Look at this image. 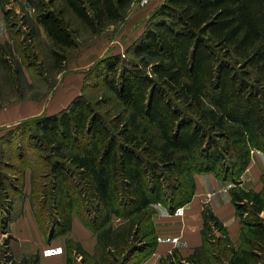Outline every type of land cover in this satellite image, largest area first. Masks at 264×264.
<instances>
[{
	"label": "trees",
	"instance_id": "16d2710c",
	"mask_svg": "<svg viewBox=\"0 0 264 264\" xmlns=\"http://www.w3.org/2000/svg\"><path fill=\"white\" fill-rule=\"evenodd\" d=\"M133 1L27 0L34 23L22 22L20 58L0 44V65L20 86L22 66L39 59L40 26L51 68L65 72L76 25L99 35ZM39 69L31 76L44 80ZM92 89L100 95L89 98ZM253 151L264 153V0H163L123 52L110 49L83 72L66 106L0 134V230L25 200L29 171L27 199L47 239L66 235L73 214L95 236L91 252L66 237V264H141L157 246L154 207L175 213L191 201L195 176L211 173L230 183L238 243L204 207L200 245L187 256L172 249L159 264H264V170L257 191L241 180Z\"/></svg>",
	"mask_w": 264,
	"mask_h": 264
},
{
	"label": "crops",
	"instance_id": "0c3cea01",
	"mask_svg": "<svg viewBox=\"0 0 264 264\" xmlns=\"http://www.w3.org/2000/svg\"><path fill=\"white\" fill-rule=\"evenodd\" d=\"M163 0H152L142 6L138 11L130 8L125 20L120 24L113 36L98 35L90 38L84 46L76 48L70 53L66 69L71 71L61 81L58 73L57 85L48 97L41 96L38 99L18 98L0 105V127L14 124L20 120L37 116L42 113L51 114L57 112L79 93L83 72L107 50L121 53L140 34L141 30L135 29L145 14H148L155 6ZM7 4L0 0V44L4 45L11 41L5 10ZM145 9V10H144ZM138 11V12H137ZM39 35L46 41L47 38L42 27L38 26ZM11 51H13L11 49ZM24 79L25 68L22 66ZM0 70L8 75L6 69L0 65ZM12 70H10V73ZM13 72L11 73V75ZM264 170V153L253 151L251 160L241 176L242 186L246 189L259 190L261 188L260 175ZM230 183L215 178L211 173L197 174L195 176V191L189 203L170 214L161 206L156 205L153 221L157 234V246L154 252L141 264H159V259L177 249L182 256H187L194 247L200 245L202 227V210L209 208L225 225L228 235L233 244L238 243L239 222L234 214L233 205L230 202L228 188ZM8 233L0 230V264H66L65 239L70 237L79 241L83 248L91 252L95 244V236L87 229L78 217L73 214L72 228L66 235L53 239H47L46 235L39 229L30 205L25 199L19 211L9 223ZM7 241L5 242V239ZM7 251L1 257L3 249ZM37 261L34 262V258Z\"/></svg>",
	"mask_w": 264,
	"mask_h": 264
},
{
	"label": "rangeland",
	"instance_id": "374dc122",
	"mask_svg": "<svg viewBox=\"0 0 264 264\" xmlns=\"http://www.w3.org/2000/svg\"><path fill=\"white\" fill-rule=\"evenodd\" d=\"M4 4H7L6 10L8 12V17H9V21H11L10 24L13 25L11 31H10V39L11 41L9 42V46L10 49H12V54L14 59L18 60L20 58V53L15 49V45H19L18 43L21 42L22 40H24L25 42V38L26 37V33H29V28H27L26 26L23 25L22 22H28L29 26H31V24H33L34 20H33V11L29 5V3L27 2V0H3ZM135 8L136 10L143 8L142 6H139L137 3V0H134L132 2V4L130 5V7L128 8L127 12H126V16L128 15L130 8ZM145 10V9H144ZM141 11V10H138ZM137 11V12H138ZM125 16V18H126ZM148 14H145L144 19L138 23L135 26V29L137 30H142L143 28V21L147 18ZM124 18V20H125ZM123 20V21H124ZM122 21V22H123ZM121 22V23H122ZM120 23V24H121ZM120 24H116V25H110L107 28H105L99 35H104V36H113L114 33L117 31L118 27H120ZM78 28V39H77V47H81L84 46L88 43V41L90 40V38L94 37V36H90V34L84 30L82 27H78L79 25H76ZM39 37H36L33 40V51L34 53H36L39 57L38 61H36L37 63H34L35 65L33 67H31L30 69L25 68V72H26V77L28 79V83L26 82H21L20 86H13V84L11 83L8 75L0 70V105L5 104L7 102H10L12 99H18V94L15 92L16 90H19L20 94L23 95V98H31V99H38L41 96H46L48 97V95H50L53 91V85H57L58 82V78H56L58 75V73H56L54 71L53 68H51V60L48 58L47 56V48H48V44L46 43V40L44 38H42L40 35H38ZM98 36V35H96ZM29 38V37H28ZM29 43H32V39H27ZM75 48V49H76ZM74 49V50H75ZM73 50V51H74ZM72 51V52H73ZM108 51V50H107ZM105 51V52H107ZM104 52V53H105ZM103 55V54H102ZM101 55V56H102ZM44 62V63H43ZM42 68L46 74L44 73L43 77L44 80L39 78V77H35L33 79V77L31 76L32 74L34 75V73H36L37 71H39ZM30 70V71H29ZM71 71H69L68 69L65 70V72H62L60 75L61 81L62 82L63 78L65 76H67L68 74H70ZM24 80V79H23ZM46 80V81H45ZM82 83V81H81ZM80 91V90H79ZM101 90H86V94L89 98H94V97H98L100 95ZM18 123V122H16ZM16 123L14 124H8L5 126L0 127V134L6 133L7 130L9 128H12L14 125H16ZM14 163H16V161L13 159ZM28 173L29 171H27L26 173V182H24V187L22 189L23 191V195L22 198L26 199L29 203V200L27 199L29 196V192H31V182H29L28 180ZM43 179H39L38 182H36V184L34 185V187L36 189H38L39 185L38 184H42L43 183ZM18 185H21V182H18ZM33 188V186H32ZM14 196H17V193H11ZM36 197H38V199H40L39 195L37 194ZM16 206L18 207V202L15 203ZM14 211L13 214L17 213ZM1 213V212H0ZM44 216L45 218L48 217L46 210H43ZM2 216V214H1ZM46 225V223H45ZM7 253V251L5 250V248L3 249L2 252V256L6 258V260L8 259V256H4V254ZM33 258L30 260L29 264H32Z\"/></svg>",
	"mask_w": 264,
	"mask_h": 264
},
{
	"label": "built area",
	"instance_id": "2783aa9c",
	"mask_svg": "<svg viewBox=\"0 0 264 264\" xmlns=\"http://www.w3.org/2000/svg\"><path fill=\"white\" fill-rule=\"evenodd\" d=\"M152 0H137L139 6H145Z\"/></svg>",
	"mask_w": 264,
	"mask_h": 264
}]
</instances>
